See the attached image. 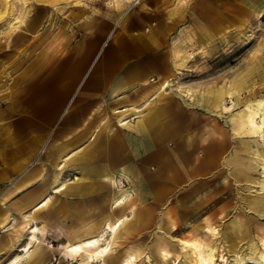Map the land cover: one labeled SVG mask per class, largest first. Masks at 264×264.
Returning <instances> with one entry per match:
<instances>
[{"label":"crops","instance_id":"1","mask_svg":"<svg viewBox=\"0 0 264 264\" xmlns=\"http://www.w3.org/2000/svg\"><path fill=\"white\" fill-rule=\"evenodd\" d=\"M102 1L90 33L104 36L69 47L73 58L64 54L61 75L51 73L55 57L48 65L49 88L59 83L61 116L48 121L42 154L38 134L25 142L6 138L0 148V264H52L58 256L83 264L91 251L85 244L94 239L112 244L105 264H134L140 252L115 256L113 247L149 225V211L184 182L224 165L230 133L210 118L222 114L209 93L193 102L179 88L198 35V0ZM48 93L47 112L55 113ZM78 245L83 253L71 251Z\"/></svg>","mask_w":264,"mask_h":264},{"label":"rangeland","instance_id":"2","mask_svg":"<svg viewBox=\"0 0 264 264\" xmlns=\"http://www.w3.org/2000/svg\"><path fill=\"white\" fill-rule=\"evenodd\" d=\"M102 2L0 0L1 149L6 138L25 142L38 134L42 154L48 121L52 125L61 116L56 112L60 110L56 103L59 83L51 82L49 88L48 65L55 57L56 70L51 66V73L61 75L62 65L57 64L64 54L73 58L69 47L104 36L90 33ZM196 3L198 35L194 34L195 45L189 51L191 67L183 72L179 88L189 92L193 102L199 101L198 93H209L216 112L222 114L210 118L214 119L211 124L230 133L224 165L192 184L184 182L176 196L149 211L150 224L128 232L112 254L123 257L125 252H140L134 264H263L264 0ZM49 91L55 101V113L50 114ZM239 140L240 151L231 166L226 160L235 154ZM131 212L127 213L130 218ZM159 249L169 255L158 258ZM76 260L58 256L52 264Z\"/></svg>","mask_w":264,"mask_h":264},{"label":"bare ground","instance_id":"3","mask_svg":"<svg viewBox=\"0 0 264 264\" xmlns=\"http://www.w3.org/2000/svg\"><path fill=\"white\" fill-rule=\"evenodd\" d=\"M28 28V27H27ZM238 99V98H237ZM251 120V119H250ZM255 123V122H254ZM258 129V128H257ZM248 135V133L246 134ZM250 152V151H249ZM259 159V158H258ZM262 162V161H261ZM237 226V225H236ZM119 228L120 226H114L111 228V231H112V235H113V238L114 237H117V233L119 231ZM236 228V227H235ZM120 232V231H119ZM111 234V233H110ZM111 236V235H110ZM112 238V239H113ZM101 240V239H100ZM111 240V238H110ZM116 240V239H115ZM87 247H89V249H91L90 252L87 253V256L84 258V261H83V264H91L93 263L96 259H99L102 261L103 264H105V259L108 257L111 249H112V244H107L105 246H100V241L99 239H94V240H91V241H88L86 244H85ZM83 247L78 245V246H73L71 248V251H75V252H79V253H83L82 251ZM26 250H28V248H26ZM27 254V253H26ZM28 255V254H27ZM211 256V255H210ZM211 258V257H209ZM204 259V258H202ZM213 259V258H212ZM200 260V259H199ZM222 261L225 260V258L222 257V259H220ZM262 260V259H261ZM208 262V261H207ZM18 263V262H17ZM210 264H215L213 262H211ZM264 264V262H263Z\"/></svg>","mask_w":264,"mask_h":264}]
</instances>
